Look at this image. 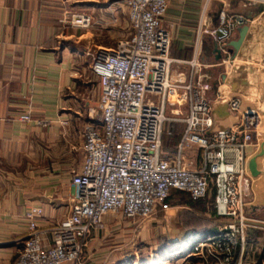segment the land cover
<instances>
[{
  "label": "crops",
  "instance_id": "0c3cea01",
  "mask_svg": "<svg viewBox=\"0 0 264 264\" xmlns=\"http://www.w3.org/2000/svg\"><path fill=\"white\" fill-rule=\"evenodd\" d=\"M69 2L75 7L69 8ZM114 3L0 0V264L15 263L28 233L24 213L29 208L42 209L36 223L46 247L52 245L53 229L71 213L75 195L71 178L85 157L84 126L91 123L100 129V84L90 69L92 57L85 52L93 33L71 26L70 16L85 12L86 7L111 18L122 6ZM124 5L127 21L125 1ZM220 12L229 22H242L234 24L226 52L218 58L211 31ZM162 23L170 34V56L175 60H189L200 38L201 60L210 65L206 71L217 127H228L238 119L217 97H234L242 109L251 107L259 114V124L245 147L242 212L249 227L244 244L240 246L238 239L228 264H260L264 260V5L260 0H167ZM244 26L239 48L227 52L228 42ZM226 58L233 60L229 68L219 64ZM172 70L186 75L188 66L173 64ZM25 114L28 120L21 118ZM183 128L176 122L163 126L162 152L171 161ZM173 136L176 141L169 145L166 140ZM183 159L197 163L199 150H184ZM205 200L194 206L170 205L146 219L106 213L90 227L80 264H222L216 256L192 250L206 234L218 232L232 220L217 217L212 188ZM187 211L208 219L209 226L196 232L183 227L179 215Z\"/></svg>",
  "mask_w": 264,
  "mask_h": 264
},
{
  "label": "built area",
  "instance_id": "2783aa9c",
  "mask_svg": "<svg viewBox=\"0 0 264 264\" xmlns=\"http://www.w3.org/2000/svg\"><path fill=\"white\" fill-rule=\"evenodd\" d=\"M124 1L127 35L113 47L98 46L91 54L90 69L100 84V129L91 123L84 126L85 157L71 178L75 188L71 213L53 229L52 245L46 247L36 223L42 209L29 208L24 213L28 233L14 264H80L90 227L106 213L152 217L158 209H169L172 189L197 201L212 188L217 217L232 219L218 232L201 238L192 246L194 252L216 256L228 264L233 261L238 239L240 246L244 244L249 227L242 212L245 147L259 124V114L251 107L242 109L234 97H217L238 117L228 127H217L206 71L210 65L201 60L200 38L189 60H175L170 56V34L162 23L167 0ZM260 1L264 5V0ZM91 22L88 13L78 12L71 14L69 24L83 29ZM241 22H229L220 12L211 33L221 53L226 52L234 24ZM173 64L187 65L186 75L174 73ZM219 64L229 68L233 60L222 59ZM21 118L28 120L29 115ZM166 122L184 125L174 161L162 152ZM191 148L199 150L197 163L183 159L184 150Z\"/></svg>",
  "mask_w": 264,
  "mask_h": 264
},
{
  "label": "rangeland",
  "instance_id": "374dc122",
  "mask_svg": "<svg viewBox=\"0 0 264 264\" xmlns=\"http://www.w3.org/2000/svg\"><path fill=\"white\" fill-rule=\"evenodd\" d=\"M110 0H99L100 3H106ZM115 2L114 4H121L122 6H119V8H116L115 11L117 12L114 17L109 18L110 15L103 14L102 11H99L97 8L89 9V8H83V11L88 13L91 16V25L87 28V31H92L93 36L90 38L89 45L85 46V52L87 54L91 55L94 50L98 46L110 48L113 47L118 40H120L122 37L127 35L128 33V22L126 21V9L124 8V1L123 0H112ZM88 5V4H87ZM116 5V6H117ZM124 6V7H123ZM69 8H74L75 6H71V2H69ZM74 14V13H73ZM100 16H103L104 18H107L108 20H102L100 19ZM93 17L95 18L96 24ZM100 21V22H98ZM91 27V28H90ZM86 31V30H85ZM171 207L173 206L172 203H169Z\"/></svg>",
  "mask_w": 264,
  "mask_h": 264
},
{
  "label": "trees",
  "instance_id": "16d2710c",
  "mask_svg": "<svg viewBox=\"0 0 264 264\" xmlns=\"http://www.w3.org/2000/svg\"><path fill=\"white\" fill-rule=\"evenodd\" d=\"M176 136L170 137L168 140V143H170L169 145H173L176 141ZM205 198L197 200V201H193L190 196L182 191H178L175 189H172L170 191V195L167 199L168 203H172V205L178 204V203H184V204H189L191 206H194L195 204H205L207 203V200H205ZM179 222L183 225V227L190 229L194 232L196 231H203L205 229V227L209 226V220L203 217H199L197 216L195 213L193 212H184L181 213L179 215Z\"/></svg>",
  "mask_w": 264,
  "mask_h": 264
},
{
  "label": "water",
  "instance_id": "95a60500",
  "mask_svg": "<svg viewBox=\"0 0 264 264\" xmlns=\"http://www.w3.org/2000/svg\"><path fill=\"white\" fill-rule=\"evenodd\" d=\"M246 30H247V27L246 26L242 27L240 29V31H239L238 37L235 40H232V41H229L228 42V45H229L230 48L227 49V52L233 53L234 50H237L239 48V45L241 44V42H242V40H243V38L245 36ZM215 45H216L215 50L218 53V58H220L221 57V51L218 48V44L215 43ZM254 165H255V162H254V160H252L251 161L252 168L254 167Z\"/></svg>",
  "mask_w": 264,
  "mask_h": 264
}]
</instances>
